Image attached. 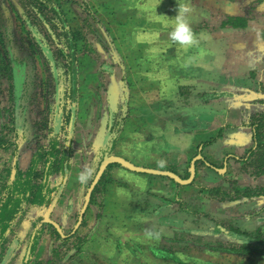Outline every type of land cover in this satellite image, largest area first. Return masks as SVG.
<instances>
[{
  "label": "crops",
  "instance_id": "0c3cea01",
  "mask_svg": "<svg viewBox=\"0 0 264 264\" xmlns=\"http://www.w3.org/2000/svg\"><path fill=\"white\" fill-rule=\"evenodd\" d=\"M254 5V8L250 9L252 12L249 13L233 10L224 12L218 31L219 33L226 31L233 35L229 39H223L221 34H216V41L213 37L202 38L200 66L182 64L168 68L157 66L156 69L155 55L157 57L159 53V58L166 59L169 57V52H156L150 44L147 45L148 42H142L137 37L133 39L139 41L137 42L138 50L133 48L126 54L125 59L128 62L124 67L126 87L123 88V93L126 96V111L129 114L128 118L123 120L124 123L122 122L120 129L114 132L111 131V113L113 115L116 110L109 109L110 120L107 131L103 134L106 141L100 146L99 163L107 152L121 156L134 165L168 170L181 179H187L190 163L195 159L193 180L189 184H179L164 175L135 172L118 164H110L99 178L102 184H99L98 190L94 188L99 180L95 184L82 220L75 230L79 213L69 233L62 230L63 226L60 227L62 231L60 233L50 224H47L52 227L50 230L46 231V227L41 230L48 232V236L61 242L59 246L55 245L57 248L50 251V256L47 255L48 253L45 254L46 256L43 255L44 248L39 242L41 231L37 232V229L29 236L28 244H24L22 253L19 249L23 243L12 247L5 243L7 250L3 254L0 246L2 257L0 264H67L71 260H74L76 264H87L81 255L86 250H95L94 253H99V256L104 255L105 251L107 253L105 260L109 261V263L105 262L106 264H156V258L163 260L171 258L166 247H156V243L153 242L156 240V236H152L156 235V203L168 209L161 214L165 216L168 226L174 225L173 231L176 232V222L184 215L171 207L180 206L175 201L179 192L196 183L206 189L211 187L214 194L222 195L219 201L228 200L225 199L227 195L222 194L226 190L218 185V175L225 174L231 164L235 171L233 178L236 180V192L240 193L229 200L242 203L244 211L256 202H264V195L258 194L264 189V2L260 1ZM230 17H241L246 20V25L244 27L222 26V22ZM98 19L107 29L109 27L113 31L115 28L109 20L106 25V21L104 24L102 19L99 17ZM123 24L117 25L121 35L128 31L125 29L129 27ZM225 42H229V46H223L222 43ZM213 43H216V46ZM82 56L79 57L77 65L74 102L67 115L68 128L65 131L67 134L65 147L70 153L69 171L59 186V198L53 209L54 211L59 204L65 203V209L60 212L61 217L64 218L63 224L71 223L77 206L82 208L86 192L81 205H79L78 194L84 184L88 183V188L94 178L88 176L87 180L81 183L79 178L73 176L75 174L70 166L76 156L83 154L76 134L85 133L90 138L94 131V127L90 125L88 131L84 133H81L79 129L81 118L77 114L76 105L79 90L77 78L78 76L80 78V73L87 71L86 66L81 65ZM86 65H89L88 62ZM93 67L92 64L87 66L88 72H91ZM111 71L109 69L108 73ZM136 71L138 72L136 81L142 85V89L135 88L136 81L132 75ZM91 86L93 85L88 88H92ZM127 92L133 96L141 92L144 103L131 105ZM94 93L95 98H99L97 92ZM145 104L156 106L150 109V107L146 108ZM97 108L98 110L103 108L101 103ZM70 123H72L71 128ZM57 132L59 134V127ZM13 145L14 143L10 146ZM250 151H252L251 155H249ZM29 157L20 154V161L24 163L21 170H25L28 166ZM252 159L255 164L251 168L255 170L247 173L244 163ZM139 162L148 163V166L139 165ZM116 179L121 183H118ZM246 191L252 195H243ZM260 211L264 212V209ZM237 215L228 212L213 218L221 223H231L230 228L221 227L222 230L224 229L221 233L249 243L251 239L253 240L250 234L256 228L253 221L264 213L252 216L240 212ZM225 218H232L234 222L224 220ZM57 223L59 226L62 224L60 221ZM146 230L151 234L148 241L152 243L143 242ZM117 232L120 236H124L125 240L127 236L134 238L136 241L133 242L140 245H136V248L140 249H133L135 246L130 248L129 242H126V247L123 251L120 250L121 244L116 245V242H113V237L118 236ZM8 235L9 233L7 237ZM77 237L79 242H74L73 248H66L63 252V246L68 239L70 238L73 242V239ZM144 245L154 258L150 259L151 261L144 259L140 251ZM230 249L239 248H221L224 251ZM98 261L102 263V260L98 259Z\"/></svg>",
  "mask_w": 264,
  "mask_h": 264
},
{
  "label": "rangeland",
  "instance_id": "374dc122",
  "mask_svg": "<svg viewBox=\"0 0 264 264\" xmlns=\"http://www.w3.org/2000/svg\"><path fill=\"white\" fill-rule=\"evenodd\" d=\"M55 1L65 11L71 27L75 31L83 33L86 44L80 61H82V66H86L87 71L80 73V78L79 76L77 78L79 90L77 89L78 100L76 105L78 107L77 114L81 118V127L79 128L81 133L88 131L89 125L94 127V131H92L90 138L85 133V135L76 134L80 143L79 148L83 150V154L86 153V155L76 156L75 160L71 161L72 165L70 166L74 173L71 172L77 178L86 170L90 172L88 176H92V178L96 174L101 155L99 154L100 146L106 141L103 134L106 133L110 120L111 112L109 109L115 108L116 110L113 115L111 113V131L114 132L120 129L124 123L123 120L129 114L126 111V96L123 93V88L126 87L124 67L128 62L125 59L127 52L133 48L138 50L139 43L137 42L139 41H135L133 38L137 37L142 42H148L147 45L150 44L156 52H169V57L166 59L159 58V53L157 57L155 55L156 69L157 66L168 68L182 64L193 67L200 66L202 62L199 58L202 38L213 37V40L216 41V34H221L223 39H229L233 35L226 31L222 33L218 31V25L224 12L233 10L249 13L252 12L250 9L254 8V3L264 2V0ZM107 1L113 7L114 14L118 16L119 24L121 21L129 26L125 29L128 31L122 35L118 28H113V31L109 27L107 29L100 22H96L93 17V15L99 17L104 24L106 21V25H108L107 13L104 12L102 5V2ZM178 5L186 6L190 10L187 14V20L195 38L192 45H181L170 38V32L174 29ZM37 12L38 7L34 5L33 0H0V138L14 143L13 146L0 149V189L7 180L11 179V175L15 174V165L19 169L24 166L22 160L20 161V154L26 155V157L30 156V159L36 148L40 145H48L56 133L59 146L66 144L67 115L74 96L71 92L70 73L58 53V48L66 50L65 37L57 21L52 20L44 25L37 17ZM49 14L51 13L49 12ZM52 19L54 18L52 17ZM213 45L216 46V43ZM222 45L229 46V42L222 43ZM12 60L20 66L18 68H20L23 77L17 98L13 92V73L10 70ZM87 62L95 67L91 72H88V68L91 67L87 68L89 66L86 65ZM109 69L112 70L111 73H108ZM137 77L138 72L136 71L132 78L136 81ZM157 78L156 76V81ZM162 78L165 79V77ZM90 85H93L96 90L93 86L88 88ZM135 85V88L142 89L139 82L136 81ZM95 91L99 98H95ZM138 94L133 96L127 92V95L130 96L131 105L144 103L141 99V92ZM15 99H17L18 104L15 103ZM98 103H101L103 107L100 110L97 108ZM145 106L151 109L152 106L155 107L156 105L148 106L145 104ZM139 125L142 126V124ZM58 127L59 134L57 132ZM100 131L103 132L99 133ZM107 139L110 141L109 138ZM15 159L17 160L15 161ZM138 164L148 166V163L139 162ZM253 164H255L253 159L244 163L247 173L254 172L255 169L251 168ZM234 172L231 164L225 174L218 175V185L226 190L227 197L225 199L228 200L219 201L218 199L222 195L214 194L210 189L211 187L206 189V187L196 183L179 192L175 201L180 206L171 207V209H177L176 211L184 215V219L183 217L178 218L176 232L173 231L174 225L168 226L165 216L161 214L168 209L161 207L160 203H156V235H152L156 236V240H153V237L151 239L156 243V247H166L171 257L165 260L156 258V264H264V215L256 217L253 221L256 228L252 230L250 237L254 241L251 239L249 243L243 242V239L241 242L239 239L221 233L224 231L222 228H230L232 225L229 224L231 223H221L213 218L219 214L221 216L228 214V212L236 214V216L240 212L252 216L264 213L260 211L264 209V202H256L255 205H252L253 207L246 208L244 211L242 203L229 200L237 196L236 180L233 178ZM62 180L63 176L53 174L48 178L49 186L59 190ZM116 180L121 183L118 179ZM115 181L112 182L113 186ZM87 186L88 183H85L78 194L80 197L79 205L82 204ZM64 206L65 203L59 204L51 215L53 220L60 221L62 224L64 218L61 217L60 212L65 209ZM80 208L77 206L71 223L60 225V227H64V229L62 228L63 231L69 233L68 231L72 230ZM21 210L22 213L15 219L13 232L9 233L6 243L9 247L23 243L19 249V252L22 253L24 244H28L29 236L34 230L41 227L38 218L44 213L45 207L32 206L25 202L22 204ZM224 220L234 222L232 218H225ZM45 227L46 231L52 228L47 224H44L43 229ZM46 231H41L39 234V242L44 248L43 255L48 253L47 255L50 256V251L57 248L55 245L59 246L61 242L48 236ZM147 232L148 230L144 232L145 241L143 242L152 243V241H148L151 234ZM117 234V237H113V242H116V245L121 244L122 249L120 250L123 251L126 242H129L130 248L135 246L133 249H140L136 248L137 244L133 242L136 241L134 238L133 240L127 236L126 241L119 232ZM74 242H79L78 237L74 238L73 242L69 238L62 251L64 252L66 248H73ZM145 246L140 250L144 259H154ZM235 247L239 248L236 250L237 252L221 250V248ZM106 249L108 250V247ZM94 251L82 252L81 255L87 264L93 262H97V264L109 263L105 260L107 255L105 251L103 252L104 255L101 256ZM98 259L102 260V263ZM67 264L76 263L71 260Z\"/></svg>",
  "mask_w": 264,
  "mask_h": 264
},
{
  "label": "trees",
  "instance_id": "16d2710c",
  "mask_svg": "<svg viewBox=\"0 0 264 264\" xmlns=\"http://www.w3.org/2000/svg\"><path fill=\"white\" fill-rule=\"evenodd\" d=\"M33 3L38 7L37 17L44 25L49 21L55 20L63 30L66 50L58 48V53L64 60V66L70 73L71 92L75 94L77 65L79 57L83 55L86 47L83 33L81 31H75L71 27L65 11H63L55 0H33ZM102 5L104 12L107 13L109 22L114 23L115 28H117V25H122L123 22L120 21L121 24H119V18L114 14L111 4L107 1L102 2ZM93 17L97 22L100 21L97 16L93 15ZM225 25L244 27L246 20L241 17H230L228 20L222 22V26ZM11 63H14L13 66L11 65L10 70L13 73V87H15L14 75L19 65L14 60ZM13 92L14 95L17 94L15 88ZM17 102V99H15V103ZM12 144L13 142L0 138V149H6ZM249 153L251 155L252 151ZM69 157V150L65 145L59 146L57 134H54L48 145H40L36 148L25 170H21L15 165V174L11 175V179L7 180L0 189V246L2 254L7 250V246H5L7 234L13 232L15 219L22 213V204L26 202L32 206L37 205L46 208L52 201L54 195L59 191L49 186L48 178L53 174L60 173L64 180L69 171ZM99 184L101 185L102 181L99 180L94 188L95 190H98ZM213 189L215 190L217 188ZM238 193L240 192L237 191L236 194ZM222 194L224 196L227 195L224 191ZM258 194L264 195V189L260 190ZM243 195L250 196L252 194L246 191ZM38 220L41 222V217ZM44 224L46 223L40 224L41 227L38 228L37 232L43 229ZM229 251L237 252L235 249H230ZM1 259L2 257L0 256Z\"/></svg>",
  "mask_w": 264,
  "mask_h": 264
},
{
  "label": "water",
  "instance_id": "95a60500",
  "mask_svg": "<svg viewBox=\"0 0 264 264\" xmlns=\"http://www.w3.org/2000/svg\"><path fill=\"white\" fill-rule=\"evenodd\" d=\"M20 71H19V73H17V71H16V73L14 75V85H15L14 88H15V91L17 92V94L15 95V98L18 97V90H19V87L22 83V78H23ZM71 126H72V123H70V128H71ZM194 161H195V159H193L190 163L189 177L187 179H181L174 172H171L168 170H158V169H153V168H145V167L137 166V165H134L133 163H131L130 161L126 160L125 158H123L121 156L108 154L107 152L104 153L102 160L100 161V163L98 165V169L96 171V174H95L92 182L90 183L89 187L87 188V191H86V194L84 197V203L82 205V208L80 209L74 230L79 226V224L82 220L83 213H84V211H85V209L89 203L90 196H91V193H92V190H93L95 184L98 182L99 178L102 176L104 170L106 169V167L108 165L118 164V165H120V166H122L128 170H131V171L150 173V174H156V175H164V176H167V177L174 179L179 184H189L193 180L194 173H195ZM58 198H59L58 195L54 196L52 201L50 202V204L45 208V211L41 216V223L50 224L58 232L61 233L62 231H61L59 224L51 218V213H52L55 205L57 204Z\"/></svg>",
  "mask_w": 264,
  "mask_h": 264
},
{
  "label": "clouds",
  "instance_id": "9594fccd",
  "mask_svg": "<svg viewBox=\"0 0 264 264\" xmlns=\"http://www.w3.org/2000/svg\"><path fill=\"white\" fill-rule=\"evenodd\" d=\"M188 7H181L178 5L177 14L175 15V24L173 31L170 32V38L174 42H178L181 45H192L195 42V38L192 29L187 20V14L189 13ZM90 172L86 170L79 175V181L85 182Z\"/></svg>",
  "mask_w": 264,
  "mask_h": 264
},
{
  "label": "flooded vegetation",
  "instance_id": "af4514ba",
  "mask_svg": "<svg viewBox=\"0 0 264 264\" xmlns=\"http://www.w3.org/2000/svg\"><path fill=\"white\" fill-rule=\"evenodd\" d=\"M14 65V63H12V66ZM20 69H17V73H19ZM58 195V193H56L54 196Z\"/></svg>",
  "mask_w": 264,
  "mask_h": 264
}]
</instances>
